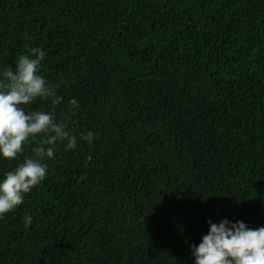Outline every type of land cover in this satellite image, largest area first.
Masks as SVG:
<instances>
[{
    "label": "trees",
    "instance_id": "1",
    "mask_svg": "<svg viewBox=\"0 0 264 264\" xmlns=\"http://www.w3.org/2000/svg\"><path fill=\"white\" fill-rule=\"evenodd\" d=\"M34 47L55 120L95 137L57 141L0 264H194L209 221L264 226V0H0V69Z\"/></svg>",
    "mask_w": 264,
    "mask_h": 264
},
{
    "label": "clouds",
    "instance_id": "2",
    "mask_svg": "<svg viewBox=\"0 0 264 264\" xmlns=\"http://www.w3.org/2000/svg\"><path fill=\"white\" fill-rule=\"evenodd\" d=\"M46 55L42 48L34 47L30 55L18 56L14 67L0 69V161L18 159L27 142L39 140L32 149L35 158L25 156L22 163L0 178V220L46 179L48 166L44 161L54 158L57 141L65 142V151H71L78 147V139L91 145L95 137L91 131L77 137L67 130L66 123L55 120V106L62 103L63 97L40 74ZM38 99L50 101L52 110L26 113L22 106ZM69 103L78 107L75 99ZM23 224L28 229L33 216L26 214ZM190 255L194 264H264V226L252 229L243 221H209L208 233L198 245H191Z\"/></svg>",
    "mask_w": 264,
    "mask_h": 264
}]
</instances>
